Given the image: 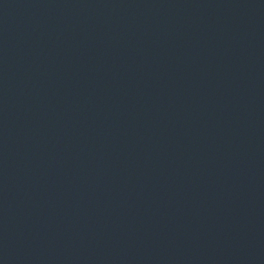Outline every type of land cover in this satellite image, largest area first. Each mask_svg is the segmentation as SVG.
Here are the masks:
<instances>
[{
  "label": "water",
  "instance_id": "1",
  "mask_svg": "<svg viewBox=\"0 0 264 264\" xmlns=\"http://www.w3.org/2000/svg\"><path fill=\"white\" fill-rule=\"evenodd\" d=\"M0 264H264V0H0Z\"/></svg>",
  "mask_w": 264,
  "mask_h": 264
}]
</instances>
